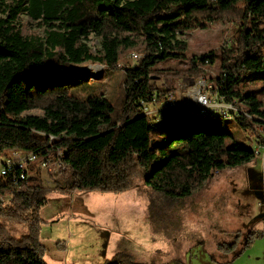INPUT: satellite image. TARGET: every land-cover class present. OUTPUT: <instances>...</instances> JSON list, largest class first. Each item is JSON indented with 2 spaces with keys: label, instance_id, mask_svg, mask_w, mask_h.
<instances>
[{
  "label": "trees",
  "instance_id": "trees-1",
  "mask_svg": "<svg viewBox=\"0 0 264 264\" xmlns=\"http://www.w3.org/2000/svg\"><path fill=\"white\" fill-rule=\"evenodd\" d=\"M2 12L0 162L8 152H24L36 160L26 162L24 180L17 169L0 177V264H47L40 232L52 188L45 184L42 163L56 164L66 183L70 177L68 188L74 193L121 194L143 174L151 208L161 212L164 199L169 205L203 190L214 176L211 171L221 174L249 160L221 159L240 150L227 147L229 135L220 118L183 111L156 121L141 109L140 102L154 95H170L179 80L206 79V67L217 60L213 92L238 108L232 119L264 146L258 129L264 127V0H13ZM21 14L39 21L44 36L18 28ZM155 22L161 25L153 26ZM218 24L235 28L233 42L219 54L194 58L185 68L160 67L169 59L185 58L188 43L180 36ZM93 35L101 39L96 51L87 43ZM134 50L141 57L132 66L127 60ZM73 64L103 67L98 85L88 79L95 90L106 82L107 68L123 70L121 106L116 108L104 94L72 96L70 84L62 81L33 82L34 74L64 71ZM164 80L171 81V90L160 86ZM185 118L186 133L176 134ZM2 220L23 223L27 235L9 237ZM258 237L252 231L244 250ZM106 262L130 264L126 256Z\"/></svg>",
  "mask_w": 264,
  "mask_h": 264
},
{
  "label": "rangeland",
  "instance_id": "rangeland-1",
  "mask_svg": "<svg viewBox=\"0 0 264 264\" xmlns=\"http://www.w3.org/2000/svg\"><path fill=\"white\" fill-rule=\"evenodd\" d=\"M12 3L13 0H4L0 11ZM0 17L6 15L2 12ZM16 25L25 34L41 37L45 34V27L25 14L19 16ZM156 25L161 23L153 24ZM234 30L231 25L218 24L180 36V40L188 43L185 58L169 59L160 67L185 68L194 58L219 54L233 42ZM100 41L93 35L87 43L96 51L100 49ZM133 53L141 55L138 50L130 53L127 62L132 66L138 61L133 58ZM122 63L126 64V61ZM210 65L206 67L205 77L216 79L219 61ZM100 69L99 65L73 64L64 71L34 74L33 82L62 81L70 84L72 96L86 99L104 94L118 108L125 93V72L107 68L106 82L95 90L88 84L89 74L99 75ZM101 79L102 74L93 83L98 85ZM184 81L179 80L176 86L183 87ZM159 84L165 89L172 88L170 80ZM261 100L264 104V97ZM187 123V118L178 123L175 133L185 134ZM223 125L229 135L227 147L237 146L238 157L248 156L249 160L221 174L211 171L214 176L203 190L186 200L170 201L169 205L164 199L161 212L151 208L152 197L148 193L151 189L143 174L133 178L131 188L121 194L74 193L68 188L70 177L66 183L56 164L46 167L45 184L52 189L47 196L50 202L42 211L45 224L40 241L45 248V262L110 264L106 260L126 256L130 264H264V153L261 157L254 155L260 145L258 136L242 129L235 119L227 120ZM235 158L236 155L231 153L221 155V159L228 162ZM5 160L4 155L0 162V177ZM53 180H59L60 188L51 187ZM2 222L9 227V237L27 235L23 223ZM252 231L260 237L244 250Z\"/></svg>",
  "mask_w": 264,
  "mask_h": 264
},
{
  "label": "built area",
  "instance_id": "built-area-1",
  "mask_svg": "<svg viewBox=\"0 0 264 264\" xmlns=\"http://www.w3.org/2000/svg\"><path fill=\"white\" fill-rule=\"evenodd\" d=\"M135 60H138V55L133 56ZM102 67V66H100ZM183 87L179 84L176 86V90L170 95L160 99L157 95H154L151 100L140 102L141 109L144 115L156 120H163L164 116L170 112V107H178L179 112L190 111L193 108L209 109L214 114L218 115H230L238 114V110L227 103L224 98L218 96L213 92L215 89L214 82L203 81L201 79L189 80L184 79ZM182 91H185L182 94ZM260 156L264 153V146L261 144ZM259 156V157H260ZM6 160L2 164L1 176H6L13 170H21L20 178L24 180L27 175V169L25 165H21L22 157H30V161H35L36 157L28 155L24 152H9L5 154ZM40 166L45 170L48 166L44 163Z\"/></svg>",
  "mask_w": 264,
  "mask_h": 264
},
{
  "label": "bare ground",
  "instance_id": "bare-ground-1",
  "mask_svg": "<svg viewBox=\"0 0 264 264\" xmlns=\"http://www.w3.org/2000/svg\"><path fill=\"white\" fill-rule=\"evenodd\" d=\"M133 56H137V54H134L133 53ZM140 57L141 56L138 55V60L140 59ZM102 73H103V67H101L99 75H97V74H89V77L93 81V80H95V78L99 79L98 76L100 77ZM91 75H93V76H91ZM182 80H184V79H182ZM201 80L207 81L208 79L201 78ZM208 81H210V80H208ZM230 105L232 107H235L232 104H230ZM235 110H238V108L235 107ZM190 111H192V112H198L201 115H205V116L220 118V119H222L224 121L231 120L234 116L237 115V114H230V115L222 116V115H218V114L212 113V111L209 110V109H202V108H193V109H190ZM170 112H179V109H178V107H170ZM254 154L256 156H258V157L260 156V147L259 146L255 149ZM28 160L30 161V157H22L21 158V165H25Z\"/></svg>",
  "mask_w": 264,
  "mask_h": 264
},
{
  "label": "crops",
  "instance_id": "crops-1",
  "mask_svg": "<svg viewBox=\"0 0 264 264\" xmlns=\"http://www.w3.org/2000/svg\"><path fill=\"white\" fill-rule=\"evenodd\" d=\"M259 129V131L261 132V138H262V140H264V127H259L258 128ZM9 153V152H8ZM236 155V158L234 159V160H236L237 158H238V154H235ZM261 157V156H260ZM233 160V161H234ZM233 161H231V162H233ZM233 166H228V169L227 170H230L231 168H232ZM52 180V179H51ZM54 181V180H53ZM51 187H53V188H56L57 186H56V184H54V183H52L51 184ZM261 194V193H260ZM259 194V195H260ZM44 216V215H43ZM107 261V260H106Z\"/></svg>",
  "mask_w": 264,
  "mask_h": 264
}]
</instances>
